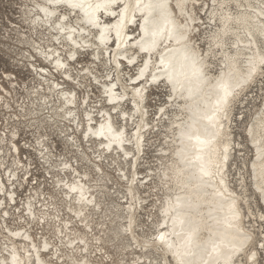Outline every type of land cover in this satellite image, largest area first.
Wrapping results in <instances>:
<instances>
[{
	"label": "bare ground",
	"instance_id": "1",
	"mask_svg": "<svg viewBox=\"0 0 264 264\" xmlns=\"http://www.w3.org/2000/svg\"><path fill=\"white\" fill-rule=\"evenodd\" d=\"M81 2L24 0L14 26L9 59L31 83L13 72L2 73L7 85L0 77V264H125L128 250L131 264H177L173 252L189 238L186 264H214L213 243L233 264H258L253 194L240 171L235 181L232 130L237 104L264 76V0H117L98 10L104 0ZM160 87L168 102L150 119ZM259 110L249 135L264 202V99ZM161 128L172 145L160 150L164 200L146 225L142 190L156 183L138 168ZM57 141L75 156L59 153ZM34 154L46 186L30 185ZM113 167L126 191L117 180L109 185Z\"/></svg>",
	"mask_w": 264,
	"mask_h": 264
},
{
	"label": "rangeland",
	"instance_id": "2",
	"mask_svg": "<svg viewBox=\"0 0 264 264\" xmlns=\"http://www.w3.org/2000/svg\"><path fill=\"white\" fill-rule=\"evenodd\" d=\"M23 2V3H22ZM24 0H0V77L3 76L4 72H13L18 75V77L26 81V83H31L30 74L29 72H26L25 70L15 68L12 61L9 59V57H15V54H13V51L9 50V47L17 46L11 42V38L16 37L13 35L14 32V26H19L20 22L17 17H19L20 14V8L23 6ZM22 26V23H21ZM9 30V31H8ZM8 32V33H7ZM12 32V33H11ZM7 33V34H6ZM7 35V36H6ZM9 35V36H8ZM3 37V38H1ZM204 37V36H202ZM7 39V40H6ZM202 46H205L206 40L200 42ZM20 48V47H19ZM12 49V48H11ZM9 50V51H8ZM13 50V49H12ZM2 84L7 85V80L4 77V79H1ZM21 83V82H20ZM18 88L17 93L24 94L25 92ZM19 95V94H18ZM25 95V94H24ZM263 99H264V76L258 77L256 80V83L254 86L247 90L244 96L241 98V102L237 104L236 111H235V118L233 120H236L233 125V140L234 144L236 145V153L233 155L234 160L237 159L236 165L232 166L233 173L235 175V181H238V179H241V176L238 175V171H240L243 174V177L246 180L249 194H253V209L254 213L256 215L255 220L258 222L255 224V227L259 230L258 235L256 236L255 244H253L254 248H258L260 252L259 257V263L258 264H264V250L260 247L262 242L260 240H264V219H260V216L263 214L264 216V202L262 201L260 195L255 191L254 185L252 182V166L251 161L254 156V148L251 143V137L249 135V127L254 119L255 113L260 109H262L263 105ZM166 102H168V90L166 88H158L154 90V92L151 93V98L149 101V104L151 106L150 112H151V118L154 119V114L158 111V109L164 105ZM259 110V111H260ZM6 114L5 112L0 113V122H4V118ZM7 119V118H6ZM168 127H170V122L166 121V124ZM32 132L27 133V139L33 140L32 138ZM169 136V139L166 138V136ZM157 136V138H155ZM56 139V137H55ZM171 140V134L166 128H161L160 132L158 134H155L151 136L152 145L150 146V150L147 154V156L144 159V162L141 164V166L138 168L139 172L143 174V176L151 175L154 176V182L159 185L161 188L158 192L155 190L154 185H150L149 188H145L142 190L143 197L147 200L146 203V211L143 212V221H145L146 225H148V215L146 213H149L152 211L153 214H156L157 218L160 217V205L161 200L163 199V193L165 192V189L162 190V185L159 184V174L161 173L164 166H162V161L160 158H162L164 155L161 153V149H167L171 147L168 142ZM57 146L59 153H65L66 156L71 158L72 156H75L74 153L64 152V146L63 143L57 141ZM33 160V174H30L29 181L30 185L33 187H37L39 184H44V186L47 185L46 182L50 181L49 175L45 172L44 166L41 163V161L38 159V155H32ZM167 164V163H166ZM111 173V182L110 186H113L115 183V180H117L119 186L126 184L124 183L122 179H120L119 173L117 171H114V167L109 170ZM237 174V175H236ZM46 180V182H45ZM38 183V184H36ZM30 186V188H31ZM50 185L47 186L48 189L51 190ZM154 186V187H153ZM27 185V189L29 190ZM121 191H126L124 187H120ZM240 189V188H239ZM29 194V192H20V195ZM155 194H158V196H155ZM148 198V199H147ZM260 226V228H258ZM146 234L148 235L149 239H153L154 233H156V228H154L152 225L147 226ZM130 240H132L130 238ZM142 240V239H141ZM133 244L134 242L131 241ZM136 248V245L134 249ZM112 254L114 255L115 259H119V252H114V250H111ZM132 251L128 250L126 257H125V264H131L133 259H136V256L131 255ZM118 256V257H116Z\"/></svg>",
	"mask_w": 264,
	"mask_h": 264
},
{
	"label": "snow or ice",
	"instance_id": "3",
	"mask_svg": "<svg viewBox=\"0 0 264 264\" xmlns=\"http://www.w3.org/2000/svg\"><path fill=\"white\" fill-rule=\"evenodd\" d=\"M56 2L58 4L63 3L65 5H67L68 8H73V9H75V8L83 9L85 7V5L81 2V0H56ZM116 3H117V0H104V3L102 5L101 4H97V5L94 6V8L96 10L100 9L101 7L107 8V7L116 5ZM88 7L92 8L93 6L89 5ZM86 14L89 16V22L94 23L95 22L94 12L86 13ZM63 19L67 20L68 17L65 16ZM58 27H59V25H58ZM174 27H175V25H173V28ZM71 31H75V29H71ZM154 35L163 36V32L162 31L161 32H157ZM259 62H260L261 66H264V56L260 57V61ZM162 63H163V60H162ZM250 63H252V70L249 72V77H251V75L255 71V63L252 62L251 60H250ZM231 95H232V92L227 87H224V95L222 97V102L225 105H227L228 98ZM158 239L162 243H167V241L165 239V236L163 234H161L158 237ZM190 244H191V238H189L188 242L186 243L184 251H175V252H173V255L178 257L177 264H186V261L183 259V257L191 254L190 248H189ZM168 247L171 248L172 246L169 244ZM260 247L264 248V244H261ZM209 255H213V256H215L217 258L215 260L214 264H220V259H219L220 257L224 258L223 264H233L232 259H231V254L226 252L224 249H222L219 244H216V243L212 244L211 251H210Z\"/></svg>",
	"mask_w": 264,
	"mask_h": 264
}]
</instances>
